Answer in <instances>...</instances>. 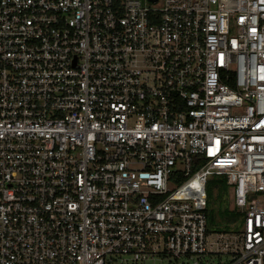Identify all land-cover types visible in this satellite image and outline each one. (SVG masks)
<instances>
[{
  "label": "built area",
  "instance_id": "2783aa9c",
  "mask_svg": "<svg viewBox=\"0 0 264 264\" xmlns=\"http://www.w3.org/2000/svg\"><path fill=\"white\" fill-rule=\"evenodd\" d=\"M207 254L264 264V0H0V264Z\"/></svg>",
  "mask_w": 264,
  "mask_h": 264
},
{
  "label": "rangeland",
  "instance_id": "374dc122",
  "mask_svg": "<svg viewBox=\"0 0 264 264\" xmlns=\"http://www.w3.org/2000/svg\"><path fill=\"white\" fill-rule=\"evenodd\" d=\"M221 188L218 186H214L212 188L213 189L212 207L214 208V211L217 215L220 226L225 228L224 226L225 222L223 218L224 215L222 214L223 211L221 210L222 208H226L228 206L229 208L233 209L236 208V206L234 201L233 187L229 186V189L227 191H224ZM242 224H243V215H240L238 221H234L230 225L226 224V226L227 228H229L228 232L234 234L238 231V229L242 228ZM221 259H225V261H227V255L207 254L204 256V262H208L209 264H222L220 262Z\"/></svg>",
  "mask_w": 264,
  "mask_h": 264
},
{
  "label": "trees",
  "instance_id": "16d2710c",
  "mask_svg": "<svg viewBox=\"0 0 264 264\" xmlns=\"http://www.w3.org/2000/svg\"><path fill=\"white\" fill-rule=\"evenodd\" d=\"M218 186L222 187L221 189L224 191H227L229 189V184L227 182V179L222 175H213L207 184V191H208V209H207V215H208V230L209 231H221V232H228L229 228H227L226 224L230 225L234 221H238L240 218L241 213L238 211L237 208H222L221 211H223L224 215V222H225V228L221 227L217 218V215L214 211V208L212 207L213 204V187Z\"/></svg>",
  "mask_w": 264,
  "mask_h": 264
}]
</instances>
